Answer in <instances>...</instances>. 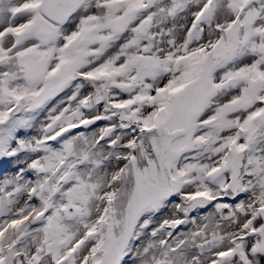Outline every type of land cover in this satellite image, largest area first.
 <instances>
[{
	"label": "snow or ice",
	"instance_id": "snow-or-ice-1",
	"mask_svg": "<svg viewBox=\"0 0 264 264\" xmlns=\"http://www.w3.org/2000/svg\"><path fill=\"white\" fill-rule=\"evenodd\" d=\"M0 264H264V0H0Z\"/></svg>",
	"mask_w": 264,
	"mask_h": 264
},
{
	"label": "rangeland",
	"instance_id": "rangeland-1",
	"mask_svg": "<svg viewBox=\"0 0 264 264\" xmlns=\"http://www.w3.org/2000/svg\"><path fill=\"white\" fill-rule=\"evenodd\" d=\"M0 162H1V161H0ZM8 164H11V163L4 162L3 167H2V169L0 170V175L6 174L7 172H12V171H14V168H13V165H12V164H11V166H10L11 169L6 168Z\"/></svg>",
	"mask_w": 264,
	"mask_h": 264
},
{
	"label": "bare ground",
	"instance_id": "bare-ground-1",
	"mask_svg": "<svg viewBox=\"0 0 264 264\" xmlns=\"http://www.w3.org/2000/svg\"><path fill=\"white\" fill-rule=\"evenodd\" d=\"M3 164H4V162L1 161V162H0V170H1L2 167H3ZM10 166H11V164H8L6 168L11 169ZM10 173H11V172H7L6 174H10Z\"/></svg>",
	"mask_w": 264,
	"mask_h": 264
}]
</instances>
